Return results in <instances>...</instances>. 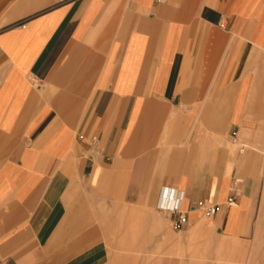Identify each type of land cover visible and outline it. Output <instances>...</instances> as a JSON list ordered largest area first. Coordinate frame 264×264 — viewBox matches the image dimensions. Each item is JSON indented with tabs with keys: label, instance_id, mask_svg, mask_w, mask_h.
Masks as SVG:
<instances>
[{
	"label": "crops",
	"instance_id": "obj_1",
	"mask_svg": "<svg viewBox=\"0 0 264 264\" xmlns=\"http://www.w3.org/2000/svg\"><path fill=\"white\" fill-rule=\"evenodd\" d=\"M262 168L264 0H0V264H262Z\"/></svg>",
	"mask_w": 264,
	"mask_h": 264
},
{
	"label": "built area",
	"instance_id": "obj_2",
	"mask_svg": "<svg viewBox=\"0 0 264 264\" xmlns=\"http://www.w3.org/2000/svg\"><path fill=\"white\" fill-rule=\"evenodd\" d=\"M241 180L239 178H235L232 184L229 187V196L227 198V204L231 205L236 202V196L240 193L239 183ZM167 194L164 196V200L162 202L161 207L169 210L173 214L172 223L175 229L182 228L187 223V216L184 212L180 211L176 205L171 203H167ZM198 207L203 210L204 216L212 217L216 214V206L214 204L208 203L206 201H202L198 204Z\"/></svg>",
	"mask_w": 264,
	"mask_h": 264
},
{
	"label": "rangeland",
	"instance_id": "obj_3",
	"mask_svg": "<svg viewBox=\"0 0 264 264\" xmlns=\"http://www.w3.org/2000/svg\"><path fill=\"white\" fill-rule=\"evenodd\" d=\"M237 148H241V147L238 145ZM242 148H244V146ZM260 174H261V177L263 178V176H264L263 175L264 174L263 168L260 170ZM259 194H261L262 198L264 197V185L259 186ZM258 204H259V198H258ZM253 229H254V231H253L252 237H250L249 240H245V241L239 240L240 242L247 244L246 249L237 250L234 252L230 251V253L235 254V255H233L234 257L236 256L237 258H239V263H243V261L246 258H248L249 250L251 249L250 245L255 244V242L257 243L259 240L261 251L259 252L260 254L257 255L255 258L261 260L262 264H264V201H263V203L260 202V208H259L258 212H256L254 215Z\"/></svg>",
	"mask_w": 264,
	"mask_h": 264
}]
</instances>
